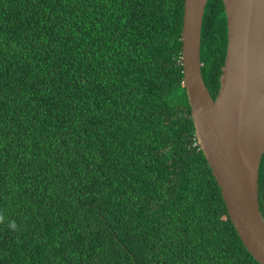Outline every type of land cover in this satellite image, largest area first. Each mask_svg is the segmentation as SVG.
<instances>
[{"label": "trees", "instance_id": "trees-1", "mask_svg": "<svg viewBox=\"0 0 264 264\" xmlns=\"http://www.w3.org/2000/svg\"><path fill=\"white\" fill-rule=\"evenodd\" d=\"M183 4L0 0V264H257L196 145ZM226 45L208 0L212 99Z\"/></svg>", "mask_w": 264, "mask_h": 264}, {"label": "water", "instance_id": "water-1", "mask_svg": "<svg viewBox=\"0 0 264 264\" xmlns=\"http://www.w3.org/2000/svg\"><path fill=\"white\" fill-rule=\"evenodd\" d=\"M207 2L183 4L180 64L196 145L239 239L257 264H264V218L258 203L264 155V0H222L227 45L215 99L201 75Z\"/></svg>", "mask_w": 264, "mask_h": 264}, {"label": "bare ground", "instance_id": "bare-ground-1", "mask_svg": "<svg viewBox=\"0 0 264 264\" xmlns=\"http://www.w3.org/2000/svg\"><path fill=\"white\" fill-rule=\"evenodd\" d=\"M222 1V0H221Z\"/></svg>", "mask_w": 264, "mask_h": 264}, {"label": "clouds", "instance_id": "clouds-1", "mask_svg": "<svg viewBox=\"0 0 264 264\" xmlns=\"http://www.w3.org/2000/svg\"><path fill=\"white\" fill-rule=\"evenodd\" d=\"M14 226V225H13Z\"/></svg>", "mask_w": 264, "mask_h": 264}]
</instances>
